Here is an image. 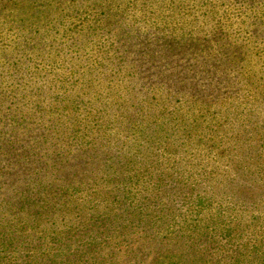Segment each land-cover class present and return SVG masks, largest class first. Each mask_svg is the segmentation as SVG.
Listing matches in <instances>:
<instances>
[{
    "label": "trees",
    "instance_id": "16d2710c",
    "mask_svg": "<svg viewBox=\"0 0 264 264\" xmlns=\"http://www.w3.org/2000/svg\"><path fill=\"white\" fill-rule=\"evenodd\" d=\"M228 19L224 14L216 22L215 37L200 29L199 45L179 52L188 56L169 62L163 81H144L132 63L109 66L112 76L122 70L137 75L129 92L140 88L144 95L130 98H137L134 117L117 95L115 105L125 103L123 114L130 117L121 132L101 127L97 113L74 99L52 143V176L46 183L35 178L8 202L7 211L0 208V264H9L5 252L22 245L33 222L44 216L56 225L52 238L59 245L46 258L52 264H264V216L248 208L257 206L258 188L248 163L264 161V133L249 125L243 104L255 83L239 51L247 37L238 32L231 41ZM250 50L260 56L263 49ZM181 69L183 77L177 75ZM17 83L20 88L22 81ZM257 90L259 85L254 95ZM165 126L179 131L175 142L162 144V134L153 135ZM63 138L70 148L61 147ZM14 142L0 130V158ZM193 145L192 160H183ZM203 153L208 157L201 158ZM80 192H86L83 202ZM84 217L89 225L80 232ZM219 253H227L226 259L212 258Z\"/></svg>",
    "mask_w": 264,
    "mask_h": 264
},
{
    "label": "rangeland",
    "instance_id": "374dc122",
    "mask_svg": "<svg viewBox=\"0 0 264 264\" xmlns=\"http://www.w3.org/2000/svg\"><path fill=\"white\" fill-rule=\"evenodd\" d=\"M81 8L89 11L82 13ZM224 14L231 24V41L238 38V32L247 37L239 51L243 50L244 67L255 83L243 104L249 125L255 124L264 133V0H0V130L15 141L8 155L0 158L1 210L7 211L8 202L35 178L46 183V177L52 176V143L61 134L57 128L63 127L74 99L92 108L95 120L101 127H110V133L121 132L124 120L130 118L123 114L125 103L115 105L117 95L120 103L125 99V113L136 116L137 98H130L144 95L140 88L130 93L129 86L137 75L128 76L122 70L112 76L109 66L132 63L144 81H163L168 78L169 62L186 59L188 54L179 52L187 45H199L200 29L211 31L212 37L218 34L213 28ZM184 29L190 31L184 34ZM210 39L216 45L215 38ZM251 45L255 51L263 49L260 56L253 55ZM177 75L183 77V70ZM17 81H22L20 88ZM255 85H259L256 95L252 92ZM93 115H88V122ZM152 133L157 138L162 134V144L180 136L178 130L173 133L166 126ZM61 140V147L70 148L68 139ZM196 149L193 145L183 153V160H192ZM202 157L208 156L203 153ZM253 161L250 158L248 169L251 184L258 176L257 206L248 208L264 216V161L254 167ZM77 194L83 202L86 192ZM84 220L80 232L84 224L89 225ZM33 225L22 245L14 244L5 252L9 264H52L46 258H52L59 245L52 238L56 225L49 216ZM46 228L50 229L48 237L42 236ZM76 236L74 243L79 246L83 239ZM226 254L212 258L226 259Z\"/></svg>",
    "mask_w": 264,
    "mask_h": 264
}]
</instances>
